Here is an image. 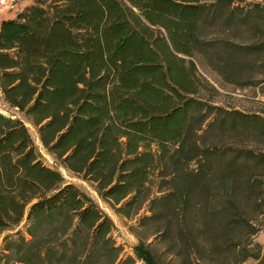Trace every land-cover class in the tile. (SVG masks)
I'll return each instance as SVG.
<instances>
[{"label": "trees", "instance_id": "16d2710c", "mask_svg": "<svg viewBox=\"0 0 264 264\" xmlns=\"http://www.w3.org/2000/svg\"><path fill=\"white\" fill-rule=\"evenodd\" d=\"M196 53L228 81L264 72V0H33L0 21V100L116 212L146 206L139 226L169 250L264 264L237 240L264 213V149L224 142L264 141V117L199 97ZM24 218L26 235L3 236L0 264L135 262L120 259L109 215L45 162L21 118L0 112V234ZM133 252L159 264L142 240Z\"/></svg>", "mask_w": 264, "mask_h": 264}, {"label": "rangeland", "instance_id": "374dc122", "mask_svg": "<svg viewBox=\"0 0 264 264\" xmlns=\"http://www.w3.org/2000/svg\"><path fill=\"white\" fill-rule=\"evenodd\" d=\"M33 0H16V6L12 9H7L3 16L4 18H12L18 11L29 5ZM208 38H221L229 37L228 33L221 32V30H208ZM245 38H238V41H249L248 34L244 35ZM232 38V37H231ZM259 61L264 60V55L259 57ZM196 66V75L199 80L198 96L203 100L211 101L214 104L220 105L228 110H238L242 113L250 115H261L264 117V81L256 84H249L250 82L257 81L264 78L263 70H258L250 73L248 76L240 78L239 82L228 81L225 78L215 72L207 64L205 58L199 53H196L192 57ZM247 79L249 83H247ZM0 112L8 115H13L21 118L28 131L42 153L45 162L53 167L57 168L64 178L65 182H72L78 186L81 190L86 192L97 204L106 212L114 223L113 238L117 245L120 246V259H124L128 256H132L135 259L133 264H144L140 259L135 258L133 249L137 245L139 240L144 241L145 244H149L153 249L159 264H238L239 256L234 253H225L223 256L211 255L206 250L195 252L190 254L183 253L176 254L175 251H171L167 248V244L160 242L157 234H149L152 229H145L139 226V220L143 215H148L149 211L146 206L142 207L136 214L131 217H126L115 211V208L109 203L103 201L93 185L84 180L80 175H77L63 166L57 164L55 159L46 152L43 148L36 128L20 113L16 108L9 106L3 100H0ZM224 142H229L236 146H241L247 149H254L260 151L264 149V141L260 138H254L249 134H233L228 135L224 139ZM254 173L261 175L262 170L258 167H254L253 164H249ZM153 190H156L154 185ZM252 211V210H251ZM254 215V214H252ZM252 221L255 223L257 233L243 237H237L238 241H243L249 248L259 247L262 253H264V213L258 218L255 215ZM19 230L26 235V220L25 218L14 229L4 231L0 234V246L2 244V238L7 233H12ZM240 235V234H239ZM242 235V234H241ZM202 243L203 241L200 240ZM239 249V248H238ZM190 255V256H188ZM194 255L197 258H194ZM257 261L253 258H248L240 262L239 264H256Z\"/></svg>", "mask_w": 264, "mask_h": 264}, {"label": "built area", "instance_id": "2783aa9c", "mask_svg": "<svg viewBox=\"0 0 264 264\" xmlns=\"http://www.w3.org/2000/svg\"><path fill=\"white\" fill-rule=\"evenodd\" d=\"M16 6V0H0V12L12 9Z\"/></svg>", "mask_w": 264, "mask_h": 264}, {"label": "crops", "instance_id": "0c3cea01", "mask_svg": "<svg viewBox=\"0 0 264 264\" xmlns=\"http://www.w3.org/2000/svg\"><path fill=\"white\" fill-rule=\"evenodd\" d=\"M6 11V10H5ZM5 11H3V12H0V21L5 17V16H3L4 15V13H5Z\"/></svg>", "mask_w": 264, "mask_h": 264}]
</instances>
